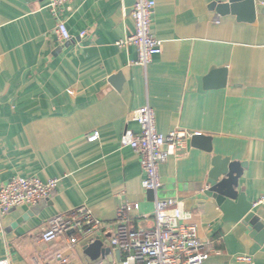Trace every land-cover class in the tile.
Here are the masks:
<instances>
[{
    "label": "crops",
    "instance_id": "1",
    "mask_svg": "<svg viewBox=\"0 0 264 264\" xmlns=\"http://www.w3.org/2000/svg\"><path fill=\"white\" fill-rule=\"evenodd\" d=\"M128 1L72 0L56 16L51 0H0V187L14 176L60 179L50 197L5 215L0 259L123 264L110 246L118 207L139 203L130 224L149 228L156 199L175 198L212 251L206 264H264V245L206 195L214 157L246 162L239 190L264 223V201L255 204L264 195V14L238 21L211 0H155L152 32L162 52L144 67L135 45L118 44L134 31ZM60 22L71 39H62ZM224 68L226 84L205 88L204 78ZM146 105L160 133H192L186 149L160 165L152 195L143 187L140 153L121 144L126 131L139 132L133 115ZM95 131L100 139L90 142ZM197 133L211 136V152L192 143ZM81 206L102 220L98 231L41 239L52 216ZM97 238L111 250L93 260L85 247ZM239 255L253 260L239 262Z\"/></svg>",
    "mask_w": 264,
    "mask_h": 264
},
{
    "label": "built area",
    "instance_id": "2",
    "mask_svg": "<svg viewBox=\"0 0 264 264\" xmlns=\"http://www.w3.org/2000/svg\"><path fill=\"white\" fill-rule=\"evenodd\" d=\"M72 0H51L54 15H58L62 5ZM155 0H136L132 12L134 31L119 45H135L138 50L137 64L146 67L153 58L162 52V41L152 32V19ZM58 32L63 40L71 39L65 24L60 22ZM86 35V31L80 34ZM139 123V132L126 131L121 138L123 146H129L141 155L144 171L143 187L157 192L161 186L160 165L178 151L184 150L192 133L184 129H174L168 135L159 132L154 109L146 105L133 115ZM100 139L95 131L88 140ZM60 179L43 181L39 177L23 178L14 176L0 187V235L4 232V217L11 210L22 205H35L50 197L57 189ZM264 201V195L255 203ZM254 204V203H253ZM139 203H122L116 213V228L110 238V246L123 255V264H206L212 255L199 235L198 226L189 222L190 212L181 201L175 198L156 199L153 226L134 228L130 224L131 212L139 209ZM103 222L87 206H81L70 213L52 216L41 235L44 242L50 243L62 235L73 231L92 234L98 231ZM77 241L72 238L73 244ZM63 263L68 258L62 253L56 255ZM252 256L239 255L237 261L251 263ZM0 264H11L9 259H0Z\"/></svg>",
    "mask_w": 264,
    "mask_h": 264
},
{
    "label": "water",
    "instance_id": "3",
    "mask_svg": "<svg viewBox=\"0 0 264 264\" xmlns=\"http://www.w3.org/2000/svg\"><path fill=\"white\" fill-rule=\"evenodd\" d=\"M136 0H129L131 10L134 9ZM211 7L221 15L233 14L238 21L253 22L258 14H264V5L256 0H211ZM113 79H122L118 74ZM226 84V69H214L204 78V87L224 86ZM211 136L195 134L192 143L206 151H212ZM246 162L232 161L219 156L213 159V169L206 181V195L213 197L225 214V219L235 222H243L250 229L251 236L258 243L264 245V223L259 221L253 210L254 204L249 201L244 190H239V181L244 172ZM148 193H156L148 190ZM86 253L93 259L101 254L109 253L111 248L105 247L104 242L97 238L93 243L85 247ZM120 253V252H119Z\"/></svg>",
    "mask_w": 264,
    "mask_h": 264
}]
</instances>
